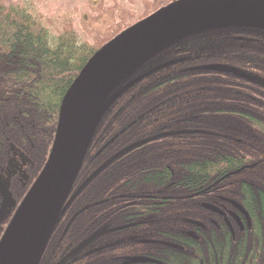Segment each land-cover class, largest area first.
<instances>
[{"label":"trees","instance_id":"1","mask_svg":"<svg viewBox=\"0 0 264 264\" xmlns=\"http://www.w3.org/2000/svg\"><path fill=\"white\" fill-rule=\"evenodd\" d=\"M176 1L153 0V8L136 17L133 25ZM44 23L43 15L0 1V166L9 162L12 151L26 159L25 178L10 181L14 204L0 223V242L49 158L67 91L94 54L131 27L94 44L83 40L68 21L55 30ZM172 43L148 57L162 52L153 65L134 70V76L121 82L120 88L166 65L124 92L96 125L73 185L79 184L76 197L67 213V209L61 213L45 253L60 239L69 210L70 217L89 207L61 241L74 234L83 233L82 238L92 234L99 228L96 214L103 200L132 192L137 201L166 197L165 205H153L147 212L157 224L135 227L138 246L141 238L157 241L136 250L137 256L154 262L136 264H264V27L215 25L188 32ZM216 64L234 68L238 74L205 69ZM243 75L249 82L237 81ZM160 106L169 111L159 113ZM182 113L186 118L194 114L188 120L189 128L186 123L182 127L194 131L169 146L171 139L160 135L159 129ZM161 136L163 141L158 143ZM140 140L147 141L106 164ZM150 151L173 152L174 156L154 160L147 155ZM154 163L168 167V172L152 174L151 181L150 175L137 173L135 186L130 188L115 179L128 174L108 172ZM102 165L106 168L99 170ZM97 170V176L80 191ZM107 176L111 178L103 180ZM109 208L104 214L106 225L112 224L114 207ZM147 216L142 213L135 218L139 221ZM78 222H86L85 227H78ZM163 224L165 232L160 230Z\"/></svg>","mask_w":264,"mask_h":264},{"label":"water","instance_id":"2","mask_svg":"<svg viewBox=\"0 0 264 264\" xmlns=\"http://www.w3.org/2000/svg\"><path fill=\"white\" fill-rule=\"evenodd\" d=\"M227 24L264 27V0H178L126 29L94 54L62 101L49 158L13 217L19 222V233L11 264H40L62 209L75 197L63 207L96 125L124 92L166 66H157L115 90L135 65L188 32ZM205 69L238 74L236 69L224 65H210ZM140 144L127 147L108 163ZM104 168L105 165L100 170ZM96 176L97 172L85 181L80 191ZM209 209L218 213L217 209ZM81 212L83 209L77 214ZM11 224L1 239L0 248ZM103 233V230L96 232L74 251L85 248ZM146 261L154 262L146 258L135 260L136 263Z\"/></svg>","mask_w":264,"mask_h":264},{"label":"flooded vegetation","instance_id":"3","mask_svg":"<svg viewBox=\"0 0 264 264\" xmlns=\"http://www.w3.org/2000/svg\"><path fill=\"white\" fill-rule=\"evenodd\" d=\"M168 48H170V46ZM245 79L247 82H249V77L246 75H243L242 77H240V79H237V81L244 82ZM250 79L252 80L253 83L258 84V82H254L252 78ZM241 100H245V99H241ZM162 107L163 106L158 107V111H160L159 113L164 114V111H169L168 107L163 108L164 110H162ZM184 109H186V107H183L181 110H178V111H183ZM172 111L174 110L172 109ZM194 117H195L194 114L187 118H186V113L177 114L176 119L173 120L174 122L173 125H172L173 122H171L169 125H165L161 129H159L160 135L166 136L168 139H171L172 142H175V143L171 142L170 144H168L169 146L175 145L177 143V140L182 139L185 136H190L191 135L190 133L194 131V130H186V129L183 130L182 129L185 123L187 124V128H189L188 123L190 121L188 120H193ZM163 136L157 139L158 143H161V141H163L161 140L163 139ZM141 141L142 140L134 142L132 144L140 143ZM162 145L164 144H159L158 146L161 147ZM152 149H156V147L154 146L151 148V150ZM147 155L151 157V159L158 160L160 158H168L169 156L173 157L174 153L173 152L169 153V152L150 151V153H148ZM150 165L151 164H149V166L144 167V168H133V167L132 168H126V167L110 168L108 172L121 173L122 176L123 174H128V176L124 178L115 177V179L124 181L125 184L123 186H125L128 183V187L130 188V187L135 186L137 173H145V174L150 175L148 180L151 181L152 174H164L168 172V167H164L163 165L160 166L159 164L158 166L157 163H154L153 166H150ZM169 171H173V170L169 168ZM108 178H111V177L109 176L103 177V180L108 179ZM165 182L166 181L164 178L163 182H161L162 189H165V186H163ZM77 186H75L70 192L71 193L70 197H72L76 193V189L78 188ZM147 186L151 187V185L149 184H147ZM135 198H137V196L136 195L134 196V194L130 192L126 195L124 194L116 195L113 197V200H110V201L103 200L104 204L100 206V209L96 214L97 223L99 224V228L94 232L103 230L104 233L101 236H99L96 240H94L92 243H90L88 246L80 250H77V251H74V249L78 247L84 240H86V238L94 234V232L88 235V237L86 236L83 238L81 237L83 233L74 234L75 236L74 238L70 236V239H68L67 241L66 240L61 241L64 239V236L69 231L70 227L73 226L72 224L75 223V220L77 219V217L81 215L79 214L76 216V214L83 208H80L72 212L70 217H69V212H70L69 210L66 216L67 223L65 224L64 229H62V234L59 235V232H58L60 239H58L56 243L53 242L48 252L43 255V258H42L43 262H46V264H82V263L98 264V262L102 264H136L135 260L137 258L149 259L146 256H141V255L137 256L136 250L143 249V247H141L142 244L149 245L147 247H150V241H154V242H157V241H155V239L152 240V239H147V238H141L142 239L141 244L138 246V243L140 242H138L139 237H137L135 234L136 233L135 227L140 228L146 225H153V223L156 221H153V217L151 215L147 216V212L150 211L149 208L153 205L155 206L165 205L166 197L162 196L161 199L141 200V201H137ZM111 205L114 207L112 211V218H111L112 224L106 225L104 214L107 211H110L111 208L109 207H111ZM84 209L87 210L89 208L88 206H85ZM67 211L68 209L66 210V213ZM142 213L146 214L147 216L146 219H140L139 221H136V218H135L136 215L142 214ZM74 217L75 219H73ZM64 218H65V215L62 219H60L58 224H60L61 220H63ZM72 219L73 221L70 227L68 228V230L66 231V227ZM157 223L158 222H156V224ZM85 225H86V222H78V227L80 228H84ZM131 225L133 227H131ZM72 229H75V228L72 227ZM131 229H133L135 232L129 233ZM166 229H167V226L165 224L160 226V230L162 232H165ZM77 236H79L78 239H77ZM76 241L78 242L77 244H75Z\"/></svg>","mask_w":264,"mask_h":264},{"label":"rangeland","instance_id":"4","mask_svg":"<svg viewBox=\"0 0 264 264\" xmlns=\"http://www.w3.org/2000/svg\"><path fill=\"white\" fill-rule=\"evenodd\" d=\"M0 1L5 3L7 6H18L29 12L43 15L46 20V23L44 24L51 27L52 30L60 29L63 27L62 25L68 21L83 40L90 41L94 44L108 40L123 27H127L128 25L133 26L134 22H136V17H143L147 10L153 8V0ZM161 55L162 52L149 59L146 58L148 60L145 59L141 62L144 64L141 65V63H138L135 65V69H133L137 70V72L144 71L153 65L157 58L161 57ZM134 70L131 72L129 71V74L127 73L128 75L125 77V80L134 76L132 73ZM100 151L103 152L102 148L95 153V157L101 154ZM25 160L26 159L22 154L17 151H12L9 162L6 165L0 166V223L10 214L12 210L14 201L11 200L9 193L10 181L14 177L23 178L25 176ZM112 162L110 164H112ZM14 216L15 214L13 217ZM13 217V222H10V224H12L0 248V264H11L15 255L19 233V222L15 220V218L13 219ZM95 233L96 232H94V234ZM91 236L87 237L90 238ZM88 238H86V240Z\"/></svg>","mask_w":264,"mask_h":264}]
</instances>
